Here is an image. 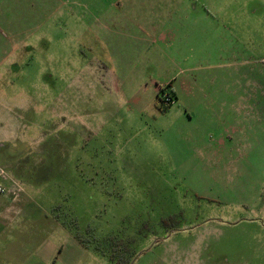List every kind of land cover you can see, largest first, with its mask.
I'll list each match as a JSON object with an SVG mask.
<instances>
[{
  "label": "rangeland",
  "instance_id": "obj_1",
  "mask_svg": "<svg viewBox=\"0 0 264 264\" xmlns=\"http://www.w3.org/2000/svg\"><path fill=\"white\" fill-rule=\"evenodd\" d=\"M135 1L162 7L146 14L160 28L183 3ZM183 1L198 13H184V29L168 22V52L150 56L124 39L126 0H4L0 185L17 201L1 203L16 215L0 222V264H264V136L259 111L241 104L261 94L239 89L264 56H231L232 90L216 94L207 55L224 47L229 0Z\"/></svg>",
  "mask_w": 264,
  "mask_h": 264
},
{
  "label": "crops",
  "instance_id": "obj_2",
  "mask_svg": "<svg viewBox=\"0 0 264 264\" xmlns=\"http://www.w3.org/2000/svg\"><path fill=\"white\" fill-rule=\"evenodd\" d=\"M100 0H85V4L88 5L86 6L87 8L94 6V7H99L100 6ZM119 2V0H117ZM96 4H95V3ZM127 5L126 7L123 9L122 12L125 11V17L128 20V23H130L129 29H128V33L126 34V38L124 39H128L131 42H128L129 44H139V45H150L155 47V51L157 52H152V49H149V53L147 52V55L150 56H156V54L158 55H165L166 52H168V41H169V36H171L172 34H170V29L172 27H174L175 25H178V28L184 29L185 25H183L184 23V13H189V12H196L198 13L199 8H198V4L196 5H188V4H184V1L182 0L181 2H183L181 5H179V3L177 1H172V3L170 6L167 7L168 10H173V13L175 14L174 16H172V12L169 11V13H171V15L169 16V18L167 19L169 24H170V29L169 31H166L165 26L160 28L158 26H154L152 27L150 21H148V17H146V14L150 13L153 9L156 11H160L162 9V7H148L145 4H138L137 1L135 0H126ZM232 0H229V4H226V2H224L223 6L221 8L218 9V13H222L224 14V18H225V25L223 27V31H224V35L221 36L219 38V40L223 43L224 47L221 48L220 50H218L217 52L213 53V54H209L207 56H218V63L217 65L214 66V69H212L214 71L213 75L211 76L212 79V87L213 90L216 94L219 93H230L232 90V86L230 83V78L232 76V58L231 56H264V20H263V14H264V8L262 7H255L254 10L249 9V6L246 5V3L244 2L243 4H241L240 6L235 7L236 5H232ZM4 5V0H0V8ZM90 5V6H89ZM115 7L114 4H112V8ZM100 10H103L102 7H99ZM108 9V8H107ZM119 10V8H118ZM215 12V11H214ZM232 12L237 13V16L235 17V22L232 21V16L230 15ZM119 13V11H118ZM126 13H131V16L128 17L126 15ZM250 13V15L254 14L255 17V25L253 26L251 24V26L249 25L248 22V14ZM135 14H138V16H136ZM179 14V15H178ZM142 18L143 21H137V23H135L136 19ZM253 17V16H252ZM119 18V16H118ZM188 18V17H186ZM226 18H229L231 21H226ZM119 20V19H118ZM145 20V22H144ZM147 20V21H146ZM197 23V20L193 22ZM167 27V26H166ZM150 30V31H148ZM177 30V29H176ZM125 32V31H123ZM136 32L141 33L143 36H137ZM170 34V35H169ZM153 35H157L156 38L151 39V36ZM174 35V34H173ZM249 35H252L253 38H251V42H249ZM235 39L236 41H238V46L235 47L234 49H232V40ZM122 43V42H121ZM162 44V47H159L158 44ZM152 47V48H153ZM240 49H236L239 48ZM171 49V48H170ZM254 49V50H253ZM152 54V55H151ZM154 54V55H153ZM180 56H200L197 52H191V53H187L184 54V52H181L179 54ZM241 67L245 69H247L248 66V61L246 59L243 60L242 63H240V69L239 72L241 73ZM193 71V70H192ZM245 76L248 78V74L246 73ZM256 79V83L255 85L251 84H245V85H240L239 89L243 90L244 92H247V90L249 89H254V91H257L261 94V99L260 101H255V102H247V101H242L241 104L243 105V107L246 108L250 107V108H255L257 111H259L257 113V129L256 132H259L256 134L257 138L259 137V134L264 136V68H260V70L256 71V74H254V76ZM258 79V82H257ZM194 81L195 79L193 78L192 81H190V83L192 85H194ZM184 83L180 84L177 89L176 92L174 93V97H177L178 92L180 91H184ZM170 88L172 87V84L168 85ZM189 89L188 85L186 86V89ZM215 107L219 106H226V102H221V103H214ZM7 104L4 102H0V110L5 109L7 110ZM3 113V112H1ZM7 112L1 117H0V123L2 122H6V117H7ZM2 117H3V121H2ZM5 117V118H4ZM261 119V121H260ZM259 121H260V127L259 126ZM261 129V130H260ZM7 177V176H5ZM7 178H10L9 176ZM14 179L11 182L13 188L14 187L13 183H14ZM17 182V181H16ZM10 196H0V205L2 202L6 201V204H12L13 202H16L17 199H15L17 197V195L15 194V191L11 188V190L9 191ZM7 205H1L0 206V222L4 221L7 222L8 219H10V217H13L14 214H11L13 212H11V209L8 208ZM259 214H261V219L259 221L262 222V226H264V206L260 209ZM258 220V219H257ZM1 225V224H0Z\"/></svg>",
  "mask_w": 264,
  "mask_h": 264
},
{
  "label": "built area",
  "instance_id": "obj_3",
  "mask_svg": "<svg viewBox=\"0 0 264 264\" xmlns=\"http://www.w3.org/2000/svg\"><path fill=\"white\" fill-rule=\"evenodd\" d=\"M166 93V92H164ZM163 103L166 104H172L174 102L173 97L170 95V93L164 94V97L162 98ZM7 193V189H5L2 185H0V195H5ZM9 193V191H8ZM16 194V193H15Z\"/></svg>",
  "mask_w": 264,
  "mask_h": 264
},
{
  "label": "trees",
  "instance_id": "obj_4",
  "mask_svg": "<svg viewBox=\"0 0 264 264\" xmlns=\"http://www.w3.org/2000/svg\"><path fill=\"white\" fill-rule=\"evenodd\" d=\"M168 88H169V86H168ZM160 91H161V93L166 92L165 89H161ZM157 97H158V100H159V101H162V98H160V94H159ZM173 100H174V98H173ZM162 102H163V101H162ZM158 108H159V110H162V108H161L160 106H158ZM163 110H165V109H163Z\"/></svg>",
  "mask_w": 264,
  "mask_h": 264
}]
</instances>
